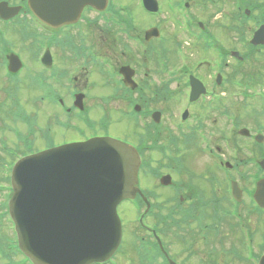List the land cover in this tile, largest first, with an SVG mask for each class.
<instances>
[{
	"label": "flooded vegetation",
	"instance_id": "af4514ba",
	"mask_svg": "<svg viewBox=\"0 0 264 264\" xmlns=\"http://www.w3.org/2000/svg\"><path fill=\"white\" fill-rule=\"evenodd\" d=\"M5 1L12 6L20 7L16 15L7 20L0 19V27L20 34L19 42L22 45L19 44L14 51L22 61L21 51L25 50V46H30L24 42L26 21L43 29L49 36V42L46 43L48 45L40 50L36 58L39 62V57L46 49L49 50L50 70L52 69V74L49 75L55 82H62V78L68 75L67 62L63 64L64 68L58 69L57 59H69L66 53L70 55L83 45L79 30L85 21L88 23V18L101 19L102 23L98 25V30L103 33L104 39L108 38V35H105L107 27L105 23H110L108 19L114 18V24L122 35L119 42L122 45L121 52L115 61L109 62L118 79L116 94L125 102L130 95L143 98L145 105L134 106L138 113L135 121L128 119L131 126L128 124V128H123L121 131L125 132L123 138L112 133L111 128L93 131L88 137L108 135L120 138L134 146L143 147L141 155L143 157L145 152L153 153L156 149L155 155L160 157V171L155 173L159 175L155 181H150L153 185L151 189H145V192L143 190L149 208L145 213L143 209L138 218L149 244L154 243V232L159 233L161 244L172 256L165 234L168 229H173L172 232L178 238L185 236L191 240L195 239L196 235L200 247L207 249L208 257L215 258L212 264H229L233 263L234 259L249 264V254L252 253L258 258L264 253V207L253 202L252 194L250 201L249 198L245 201L247 191L244 187L240 188L239 202L235 201L231 193L233 177L230 170L237 168L239 163L246 164L247 160L240 159L238 163L229 167L228 171V167L224 165L226 160L220 157L218 166L217 151L220 147L217 145V130L210 129L215 127L223 131L217 125L225 124L227 126L224 131L230 133L235 131L240 134L241 129L247 128L240 119L241 108L249 99L256 100L260 105L254 113L264 114V43L254 45L250 40L255 31L264 25V8L261 1L235 0L237 13L232 14L222 7L229 0H155L158 7L156 12L146 11L143 0H108L103 10L86 5L76 23L55 29L41 24L32 16L27 8V0H0ZM160 6L164 10L160 11ZM241 9H247L248 12L240 14ZM135 10L142 16L153 19L141 32H136V28L131 24L132 18L137 17ZM253 11H257V14H253ZM218 17L225 20L229 18L230 22L236 21L237 26L232 28V25H227L226 22L222 24V19L218 20ZM249 21L252 25L246 26L250 24ZM163 22H171L169 33L174 35L179 33L180 36L178 38L173 35V41L177 40V43H173L172 50L167 43L169 37H166L165 30L160 26ZM152 28H156L159 34L154 36L150 33L147 39V32ZM232 30L239 34L238 39L245 48L243 52L231 46ZM131 41H138L141 47H144L143 51L133 47V53L131 52L133 61L128 60L124 50L127 48L125 42L131 44ZM141 63L144 67L146 65L143 77H140L138 67ZM6 68L8 60L7 58L5 60L4 54V59H0V73L3 79L17 76L24 66L17 71V75L6 76L3 73ZM86 73L87 70L81 68L71 76L74 86L72 84L68 89L66 102L63 97H58L59 104L65 112H71L72 115L78 111L90 114L89 110L93 106L101 107L99 103L88 105L91 97L83 91L87 80L81 83ZM125 75L127 78H124ZM123 81L131 84L127 86ZM121 111L124 115V111ZM233 124L234 128L231 127ZM255 125L253 129H264L263 123L257 121ZM132 126L140 129L141 133L134 131ZM258 133H247L248 138L244 140L256 141L255 135ZM160 137L163 139L159 140ZM247 143L248 141H245V145ZM197 150L213 170L210 169L211 172L207 174L200 171L196 183L203 179L209 180L210 184L214 182L218 172L224 184L223 198L213 195V201L208 199L206 202L200 197V190L195 183L197 176L188 167L191 162L200 165L195 159ZM146 170L154 173L151 160ZM253 176L256 184L259 179L264 178V167L257 170ZM158 180H161L163 186L158 185ZM156 188L160 189L158 191L160 193L155 190ZM160 195L164 198L160 199L161 204H157L155 199ZM142 203L144 202L141 201L139 204ZM144 204L142 205L145 208ZM153 211L156 212L152 213ZM248 212L255 214L262 225L256 236V243L252 241V230L246 218L251 214ZM142 221L151 225L146 222L143 224ZM224 229L233 234L239 232L240 240L233 241L227 247L223 237ZM255 232L257 233L256 230ZM184 242L182 246L185 248L180 249V254L193 247L192 244L185 245ZM189 256L192 255L186 257ZM216 257L221 258L219 263Z\"/></svg>",
	"mask_w": 264,
	"mask_h": 264
},
{
	"label": "rangeland",
	"instance_id": "374dc122",
	"mask_svg": "<svg viewBox=\"0 0 264 264\" xmlns=\"http://www.w3.org/2000/svg\"><path fill=\"white\" fill-rule=\"evenodd\" d=\"M235 0H229L225 5L222 7L228 11H231L232 14L237 13V9L234 4ZM251 1H261V3H264V0H251ZM223 10V9H222ZM211 11V10H209ZM224 11V10H223ZM136 12V18L133 17L131 20V24L134 28H136V32H141L145 27H148L150 24L149 22H152L153 19L142 16L140 12L135 10ZM225 12V11H224ZM140 13V14H139ZM231 14V15H232ZM253 14H257V11H253ZM206 19V17H205ZM222 19V24L226 22L227 25H232V28L234 26H237V22L233 21L230 22L229 18L225 20L224 18H219L218 20ZM96 19H94L95 21ZM102 23L101 19H97L96 22H94V25H91L92 23H89L91 26L85 27L83 26L82 30H85L84 37V43L86 44H94L91 48V54L95 55L96 57H109L108 61H115L116 57L119 55L122 49V45L119 44L121 41L120 36L121 33L118 29V27L115 24L105 23L107 26V29H109V33L112 34V36H109L106 38V41H102V32L97 30L98 25ZM249 25L246 24V26L252 25V22L249 21ZM161 28L165 30L166 37H169L167 40V43L172 50L174 45L173 43H177V40L173 41V34H170L168 29L171 28V22H163L160 24ZM93 27V28H92ZM11 30V29H10ZM25 33L28 34V37L26 41H24L26 44H29L30 46H25L26 48H29L33 53L36 52V48L34 47V42L36 38H39L37 35H35V31L33 28H31L29 21L25 22L24 27ZM11 37L7 36L5 34V38L12 42L13 49L17 50V46L21 44L19 42V33L13 32ZM219 32V30H218ZM34 33V35H33ZM180 37L179 33H176L174 37ZM250 36V35H249ZM248 36V37H249ZM239 34L232 30V43L231 46L233 48L238 49L239 51H244V46L240 42ZM112 40L116 41V43L113 46H109L111 44ZM34 42V43H33ZM129 44L128 42H125L127 44V48L125 50V55L128 58L129 61H133V55H131V52L133 53V47L140 49V51H143L144 47H141V44L138 43V41ZM171 42V43H170ZM103 44V45H102ZM22 45V44H21ZM123 50V51H124ZM30 53V52H29ZM62 53V52H60ZM21 54L23 58L25 59V62L27 64L28 70H32L35 68V63L33 59L30 57L27 51L22 50ZM66 56L70 59H57L56 64L58 65V69L64 68L63 64L67 62V69H68V75L65 78H62L61 84H55L53 82H50V86L57 87V90L60 95H64L65 88H70V86L73 84L71 80V76H74L78 70L85 66L87 68V73L85 75L86 86L83 87L84 91L86 93H89L91 96V100L88 103V105H93L95 103H99L103 110V114L101 109L98 106H93L89 111L91 112V117H89L90 121L88 124H78L74 119L71 121L67 120V117H64L62 115V112L60 109L57 108V106L49 103V100H46V98L41 99L39 96H41V89L39 90L37 87H34L33 89H30L26 86L29 76L24 73L23 74V83L22 85V91L19 94V90H14V84L12 81H5L3 79L2 74L0 73V157H3L8 162L4 161V159H1L0 161V246L7 245V248L9 249L7 251V256L2 257V248H0V264H19L23 261V256L20 255L16 251V239L15 234L12 229V223L7 221V208H6V201L10 194L9 191V180H7V176H9V172L6 171V168L11 164L9 162L12 161L11 157H15L13 155H8L4 147L7 149H12L15 151L16 148L19 149L18 155L21 153V151H34L36 149L45 148L49 144V142L54 140L56 143H61L62 140H71L73 138L83 137L84 135L77 133L80 132L78 129L74 128L75 126H81L83 127V130L86 131V134L89 133V128L91 125H95L93 128L97 127L99 129L98 125H96L97 118L101 117L102 115L105 116L107 121L112 123L111 126V132L114 134H118L122 137H124L125 132L123 131V128H128V124L131 126V123L128 121L127 116L123 118L122 111L126 112L128 109L127 103L116 97L114 92V85H116L114 78H109L106 75L107 65H106V59L98 61H93L89 58H85L84 56H81L79 59H76L75 54L66 53ZM35 57V55H34ZM131 58V59H130ZM146 58V57H144ZM138 60V56H137ZM251 60V59H250ZM140 61V58H139ZM250 63V61L248 62ZM60 66V67H59ZM140 69V77H143V72L145 71L144 65L141 63L138 65ZM26 69V68H25ZM82 77V75L80 76ZM70 78V79H69ZM109 80V81H107ZM85 80H81V83H83ZM108 84V85H107ZM74 86V84H73ZM6 93L8 94H15L16 96H10L11 98H19L20 104L26 112L25 114L28 115L30 119L25 117V121L21 120V113L17 112L15 109L16 107H13V109L10 107V104L16 105V103H12L10 100V97L6 98ZM37 100V101H36ZM18 106V103H17ZM260 107L259 103H257L256 100L251 101L246 100V104L242 105L241 108V114L242 117L240 118L244 124H246L245 127H247L250 132H254L253 129L255 123L258 121L259 123L264 124V114L257 115L255 114V110ZM15 109V110H14ZM129 111V110H128ZM173 112V111H172ZM102 114V115H101ZM76 115V114H74ZM79 116V114H78ZM128 117H132L128 115ZM54 118H57L60 122H64L65 124H70L69 127H63V125L58 126L56 125V120L54 121ZM123 118V119H119ZM258 119V120H257ZM119 125V126H118ZM227 125H217L218 128H222V130H219L215 127H211V130H217V145L220 147V149L223 151V156L225 159H227L229 162L234 163L238 162L240 159H250L251 157L259 158L262 154V151L264 147H257L252 146L251 144L245 145V141L243 136L237 135L234 133H229L228 131H224L226 129ZM133 127V126H132ZM50 130H47L49 129ZM133 130L141 133V130L133 127ZM42 131V134H41ZM261 133H264V130L261 131ZM44 135V136H42ZM222 135V136H221ZM29 138L30 140L26 139ZM225 137H229L228 140H226ZM163 137H160L159 140H162ZM133 141L132 139H130ZM244 140V141H243ZM25 142L29 143L30 147L26 150ZM64 142V141H62ZM185 152V151H184ZM264 155V152H263ZM146 159H151L152 163L153 161H157L160 159L150 157L148 152L145 153ZM262 157V156H261ZM195 159L197 162H199L200 165H197L193 162H191L188 167L194 171L196 177L195 183L197 181L198 175L201 171V173H209L213 168L211 165L207 162L206 159L203 158V156L198 152L195 153ZM13 162V161H12ZM2 164V165H1ZM155 164V163H154ZM211 169V170H210ZM255 170L250 164H247L246 166L240 164L237 168L233 169L234 177L236 181H238L240 187L243 186H250V181L248 178H246V174H248L249 171ZM218 172H216V179L214 182H211L209 184V180L204 181L203 179L198 180L196 185H198V189L200 190L199 193L201 194L202 200L208 202V199H211V202L213 201V195L222 197L224 192V184L222 182V179L220 177ZM213 178V177H211ZM153 182L152 180H150ZM142 183L144 188L151 189L150 182H148L143 176ZM157 190V188L155 189ZM160 189L157 190V192ZM160 193V192H158ZM163 199V196H158V199H155L157 204H161V200ZM223 198V197H222ZM245 201L246 197H245ZM222 202V201H221ZM224 202V201H223ZM210 203V202H209ZM122 209V211H121ZM119 209V214H123L126 221V241L124 244V247L121 249V252L118 253V255L114 258L113 264H141L139 263V257L141 256V252L139 254L134 255L133 253L136 252V249L139 245V234L138 232H133L132 229L135 228L134 221L132 220L131 216V210L132 207L129 205H125L123 208L121 207ZM156 212V211H155ZM251 213V212H248ZM134 216V214H132ZM245 216V215H244ZM248 219V225L250 227L251 236H253V242L256 243V236L260 232V228L262 227L261 222L258 220V218L255 216V214H248L246 216ZM132 220V221H131ZM186 223V222H185ZM227 229V226L225 227ZM257 231V233L255 232ZM173 229H168L166 231V240H167V246L170 249V252L177 260H183L187 255H192L188 257V260L186 259L183 264H212L213 261H215L214 257H208V251L206 248L200 247L198 237L195 235V239L192 238L191 240L188 237L184 238H178L176 237V234L172 232ZM263 232V230H262ZM178 235V234H177ZM131 237V238H130ZM223 237L225 239V245L228 247L230 243L233 241H238L241 238V234L238 233H231V231H226L224 229ZM185 241V242H184ZM184 242L185 245L192 244L193 247H191L188 251L184 253H179L180 249L185 248L182 246V243ZM259 250V249H258ZM219 255V254H218ZM217 261L219 263L220 257H216ZM149 264H155L160 263V259H147ZM233 263L229 264H244L241 262H237V259H234L232 261ZM220 264V263H219Z\"/></svg>",
	"mask_w": 264,
	"mask_h": 264
},
{
	"label": "water",
	"instance_id": "95a60500",
	"mask_svg": "<svg viewBox=\"0 0 264 264\" xmlns=\"http://www.w3.org/2000/svg\"><path fill=\"white\" fill-rule=\"evenodd\" d=\"M39 3L35 12L50 22ZM139 161L134 148L110 137L19 159L11 170L8 212L20 251L32 264H91L108 258L121 237L116 205L134 194Z\"/></svg>",
	"mask_w": 264,
	"mask_h": 264
},
{
	"label": "trees",
	"instance_id": "16d2710c",
	"mask_svg": "<svg viewBox=\"0 0 264 264\" xmlns=\"http://www.w3.org/2000/svg\"><path fill=\"white\" fill-rule=\"evenodd\" d=\"M5 250V249H4ZM6 252V251H5Z\"/></svg>",
	"mask_w": 264,
	"mask_h": 264
}]
</instances>
